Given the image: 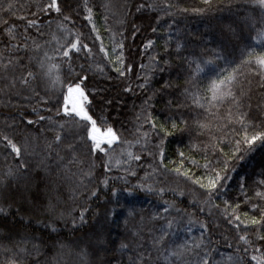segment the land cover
I'll use <instances>...</instances> for the list:
<instances>
[{
    "label": "trees",
    "instance_id": "trees-1",
    "mask_svg": "<svg viewBox=\"0 0 264 264\" xmlns=\"http://www.w3.org/2000/svg\"><path fill=\"white\" fill-rule=\"evenodd\" d=\"M39 2L40 0H0V5H2L0 20L6 19L11 25H15L17 34L21 38L25 35L29 37L27 41L29 50L17 53L24 65L28 64V57L35 54L31 50L33 38L40 44L52 40L53 33L61 41L64 39V34L57 29L56 21L61 18L57 17L56 13L50 16L33 17L32 13L37 11L36 4ZM77 2L80 5V15L72 13L74 23H69L67 26L73 33L83 35V42L88 43L92 48L94 57L86 59L84 53H73V67L77 72L80 71L81 64L87 67L89 63L99 62L104 67L103 73H87L89 79L85 82L86 91L92 101L90 114L94 118L106 119L108 124L113 126L114 130L124 139L134 140L137 115L142 116V122L143 116L150 113L157 123V128L162 125L172 132V135L164 138L166 157L164 164L167 166V171L161 169L158 174L143 180L145 173L152 171L149 165L153 164L152 157L144 154L141 161H134L131 164L136 171L135 176L127 175L125 169L129 165L123 163L119 167H114L109 173H105L103 167H97L92 177L85 179L84 185L78 186L77 181L80 179L81 168L86 172L91 159L85 155L87 148L81 139L87 135L84 130L85 122H80L79 128L70 123L66 124L63 132L65 138L61 143L53 144V150L49 153L47 145L54 140L56 131L48 130L49 121L39 120L41 115L55 117L58 107L55 100L59 95L60 85L56 86L55 91H46L44 85L40 84L37 88L39 95H34L30 90L22 89L19 85L16 89L9 90V94L0 92V130L4 129L5 122L15 123L16 128L9 130V134L14 135L18 143L24 142L27 138L30 145L29 154L25 156L28 173L19 180L8 178L5 174L10 167L15 170L20 161L14 160L12 156L6 158V154L0 150V178H3L7 185V188L0 185V193L8 191L15 193L17 188L21 191L27 188L28 193H31V195L26 193L23 201L18 194H14L11 200L5 202L6 207L9 203L12 205L13 213L19 208L20 215L8 216L7 219L0 218V249L7 247L14 250L17 247V241L22 236H34L41 238L44 242L41 245L39 264H81L76 255L78 249L74 245L69 244L61 249L55 242L59 240L68 243L101 227L111 239L119 242L121 238L119 234L125 230L124 216L118 220L114 217H109L107 221L105 219L106 214L117 207L116 199H119L121 203L127 202V207L135 209L136 216L134 219L129 218L128 228L136 225L141 216L144 217L147 228H159L165 225L166 221H152L151 217L154 213L162 211L164 201H169L175 204V208L182 210L181 214L178 215L173 210L170 215H164L178 222L183 217L182 222L171 230V238L178 243L198 242L201 237L198 223L204 222L209 226L208 236L212 241L211 245H208V240H205V245L217 249L213 252L214 264L216 262L226 264L229 255H239L235 251L239 241L237 231L226 224L220 215V209L224 207V200H228L233 205H240L237 214L242 219H245L244 213H248L249 218L253 215L259 218L261 211H264V198L256 196V192H264V183H261L264 181V141H257L249 146L243 142L244 133L239 130V124L233 123L231 126L224 127L223 119L209 118L205 121L206 113L192 106L191 98L185 95L184 90L190 86V77L195 70V64L189 67L183 57L188 52L195 51L201 60L213 61L204 67V71L196 80L199 88L203 90L217 77L221 69L227 66L224 60L214 59L213 52H220L227 60L234 61L229 71L240 65L242 60L248 59L249 50L252 51L253 57L264 54V40H253V37L257 35V30L243 22L245 16L260 18L261 10L258 7H251L250 0L248 3L246 0H213L212 8L203 13L193 11V9L207 7L202 0H167L174 7L166 11L160 10L166 0H87V6L93 8L92 23L96 27V31L93 32L92 24L84 19L87 15L84 0H77ZM9 3L14 7L5 12L3 9ZM106 3L108 4L107 9L103 7ZM140 3H154L159 7L155 11L145 9L137 12L136 8ZM237 3L246 4L239 13L236 10ZM230 4L231 8H229ZM182 9H187V11H181ZM168 12L171 14L169 15ZM65 14L68 12L66 11ZM20 16L26 19H18ZM27 19H36L40 24V32L35 28L26 31ZM49 20L53 21L50 26ZM158 20L159 23H157ZM153 28H156L155 32ZM97 35L100 40L96 39ZM113 37L117 44L123 42L124 64L131 66V71H126L123 77L113 70V65L105 60L103 53L99 51L102 41L109 53V59L115 61L121 54V50L117 48L115 53L112 52ZM4 39L7 38L4 37ZM68 39L74 40L75 37L69 36ZM149 41L153 43L150 47H146ZM177 43L186 45V49L179 54L176 52ZM3 47V44H0V49ZM54 47L53 42L52 48ZM49 51L52 54L51 49ZM153 56L157 57L158 63L151 59ZM8 75L10 80L13 73L10 72ZM15 75H20V68L16 69ZM60 75L63 89L66 91L67 83L72 78L67 72V64L64 65V71ZM145 78H147V87L142 89L138 85L145 83ZM166 84L170 86L165 87ZM6 85L7 81L0 80V89H5ZM262 85H264V80L259 74V68L254 59L250 67L241 66L240 83L237 88L242 87L246 94L244 108L251 114V119L246 123L255 125L249 128V137L256 131H264V126H261V120H264V86ZM128 87L132 90L125 91ZM202 94L210 95L203 91ZM26 96L29 99H25ZM150 96L152 97L151 107H148L144 101ZM42 98H48L52 103L45 105L41 103ZM59 99L62 105L63 97L59 96ZM48 108L52 111H47ZM227 109L228 105L225 104L220 108L219 115L225 116ZM28 119L36 123L26 125L22 122ZM56 119L57 122H63L62 118ZM173 120L176 122V128L172 127ZM183 121H187V127ZM197 121L210 123L211 131H205L203 135L197 136ZM149 129L150 125L146 124L145 130ZM158 135L163 134H153V140L156 142H158ZM217 140L223 143H217ZM236 140H241L238 151ZM69 144L75 145L76 153L83 161L82 166L68 164L73 155L68 149ZM132 150L137 153L141 151L139 146ZM116 151L118 153L119 148ZM181 152L184 153L183 158L180 156ZM60 157H63V160ZM121 159L123 160L124 157ZM182 160L183 165L181 166ZM209 160L218 171H221L227 163V175L232 177L226 182V191L223 196L215 201L220 205V209H213L212 215L208 214L207 209L201 213L198 204L190 203L194 197L203 201L204 196L198 195L202 190L185 179L183 175L173 171L174 168L179 167L181 172L187 171L194 179L204 177L207 173L203 166ZM97 163L99 164V161ZM72 173L77 175H72ZM119 176H125L128 183L112 179ZM105 178L109 179L107 188L101 183ZM142 182L145 185H152L155 189L164 187L165 194L161 197L137 188L135 195L129 197L124 191L125 188L131 191L133 186ZM242 183L243 191L241 190ZM112 189L117 190V198H113ZM93 190L97 192L95 197L90 196ZM179 192H183L184 195H178ZM74 194L75 198H73ZM33 197L44 206L51 202L55 206L54 210L49 214L45 212L44 207L33 208ZM254 204L258 205V208L253 209ZM82 210H87L85 212L87 223L83 226L78 224V230L73 231L72 220L74 217L78 218ZM189 214L197 221V224L191 226V232L188 231L189 225L187 224ZM20 216L24 217V224L15 222L20 219ZM29 219L32 221L31 224L27 223ZM50 223L54 224L57 232H50L45 227ZM247 235L253 244L247 246L246 259L248 264H255V261L250 260V256L264 257V241L256 240L254 227L247 230ZM225 237H227V242L232 244V248L226 246ZM27 247L29 251H33L32 243H29ZM208 247L205 250H208ZM240 247L245 246L241 244ZM255 247H261V252L257 253ZM127 254L131 255L129 252ZM34 256L33 251V255L26 257L23 264H35ZM101 256L105 261H111V264H119L118 252L114 251H110L107 255L102 253L91 255L89 257L91 264H101ZM11 258L12 252L4 253L0 250V264H9Z\"/></svg>",
    "mask_w": 264,
    "mask_h": 264
},
{
    "label": "snow or ice",
    "instance_id": "snow-or-ice-1",
    "mask_svg": "<svg viewBox=\"0 0 264 264\" xmlns=\"http://www.w3.org/2000/svg\"><path fill=\"white\" fill-rule=\"evenodd\" d=\"M206 8L193 9V11L198 13H203L208 9L212 8L213 0H202ZM248 3V0H246ZM245 3H237L236 10L241 12L245 8ZM250 6L255 8L258 7L261 10L260 18L255 16H245L243 22L250 28L257 30L256 37L253 40H264V0H250ZM2 7V5H0ZM14 7L13 4L9 3L3 10L5 12L10 11ZM105 9L108 8V4H104ZM158 5L154 3H140L136 11L142 12L145 9L155 11L158 9ZM174 7L173 4L165 2L160 10H168ZM232 5H229L231 8ZM84 8L87 15L84 17L90 24H92V31H96L95 24L92 23L93 20V8L87 6V0H84ZM36 12H33V17L38 15L50 16L52 13H56L57 17L61 18L56 21L57 29L59 32L64 34V39L61 41L55 33L52 34V40L45 41L44 44L38 43L34 38L32 39L31 50L35 53L28 57V64L24 65L22 58H20L17 53L29 50L28 39L29 37L25 35L20 37L17 34L16 26L11 25L8 20H0V44H3V49H0V80L7 81L5 89H0V92L9 94V90L16 89L19 85L22 89L30 90L34 95H39L37 88L40 84H43L46 91H55L56 86L60 85V92L55 100V104L58 106L53 116H39L40 121H49L50 131H56L54 140L47 145V150L49 153L53 150V144H59L65 138L63 135L66 124H72L75 127H80V122L84 123V130L86 131V137H81L84 146L87 148L86 156L91 157L88 163L87 171H81L79 173L80 179L77 181L78 186L84 185L85 179H90L94 174V170L97 167H103L105 173L112 171L114 167H119L122 163L129 165L125 169L127 175L135 176L136 171L131 167L132 162L141 161L143 155L147 154L152 157L153 164L149 165L152 169L151 172H146L143 180L151 178L153 175L158 174L161 169L167 171V166L164 164L165 151L164 142L165 137L172 135V132L168 131L162 125L157 128V123L151 117V114L143 116V121L141 122L142 116L140 114L136 117V127L134 133V140H126L121 135H119L113 128L109 125L106 119L94 118L91 112L90 105L92 103L88 92L86 91V81L89 79L87 73H103L104 67H102L99 62L95 64L89 63L87 67L83 64L80 65V71L77 72L76 68L73 67V53H84L86 54V59H93L94 54L92 48L89 47L88 43L83 42V35L73 33L70 28H68L69 23H74V16L80 15V5L77 0H40L36 4ZM68 14H65V12ZM181 11H187V9H182ZM170 15L171 13L168 12ZM18 19H26L23 16L18 17ZM52 20H49V26L52 24ZM159 23V20L157 21ZM26 31L28 29L35 28L40 32V24H38L36 19H27L25 25ZM153 32L156 28L152 29ZM41 35L43 33H40ZM69 36H74V40H69ZM4 37L7 39L5 40ZM97 40H100L99 35L96 36ZM23 40V42H21ZM53 42L55 47L52 48ZM152 41L148 42L146 47L152 45ZM113 48L112 52L115 53L117 48L121 50V54L116 58L115 61L109 59V53L106 50L103 42L101 41L100 53H103L104 59L108 60L110 64L113 65V70L120 76L126 75V71H131V66H125L124 59L122 55V49L124 47L123 42L118 44L113 37ZM49 49H51L52 54H50ZM186 49V45L177 43L176 52L179 54L182 50ZM167 51V47L165 49ZM7 54V55H6ZM248 59L241 61L240 65L234 68H229L234 63V61H229L225 56L221 55L220 52H213L214 59L224 60L227 65L225 68L221 69L219 74L215 79H213L210 84L203 90H201L196 83V80L200 73L204 71V67L213 63L212 60H201L195 51H190L183 59L187 62L188 66L191 67L195 64V70L190 77V86L185 88L186 97H190L192 100V106L203 110L206 113L204 117L205 121L209 118L213 120L223 119L225 121L224 127L231 126L233 123L240 125V131H243L244 135L242 137L243 142L249 146L255 144L257 141H264V131H256L250 137L248 131L250 127H255L254 124H247L246 121L251 119L250 111H246L244 108V97L245 93L241 88H237L240 83V69L241 66H251L253 59L255 64L259 68V74L264 80V54L253 57L251 50L247 53ZM153 61L157 62V57L153 56L151 58ZM167 63V61H165ZM67 64V72L71 78V81L67 83L66 91L63 89V83L61 81V72L64 71V65ZM143 67V65L141 66ZM20 68V75L16 76L15 71ZM163 71V69H161ZM13 73L12 78L9 80V73ZM83 73V74H81ZM170 85H165L169 87ZM264 86V85H262ZM140 88L147 87V78H145V83L138 85ZM195 89V91H193ZM131 87L125 88V91H131ZM203 92L210 93V95H203ZM59 96L63 97V104H60ZM29 99V97H24ZM152 97H148L144 104L151 107L150 101ZM41 103L47 105L52 103L48 98H42ZM225 104L228 105L227 114L223 117L219 115L220 108ZM250 108V105H249ZM215 109V111H213ZM35 111V110H34ZM47 111H52L48 108ZM56 118H62L63 122H57ZM99 121V123H98ZM22 122L26 125H32L36 123L35 121L28 119ZM187 127V121H183ZM150 125L149 130H145V125ZM175 120L172 121V127L176 128ZM261 126H264V120H261ZM16 128V124H8L5 122L4 129L0 130V150L7 156H12L14 160H19V164L16 169L13 170L11 167L6 172L5 176L8 178L19 180L27 175L28 164L25 160V156L29 154L30 145L28 139L25 138L24 142L18 143L14 135L9 134V130ZM196 132L197 136L203 135L205 131H211L210 123H204L197 121ZM235 131V129H234ZM154 133H162L163 135H158V142L153 140ZM217 143H223V141L217 140ZM241 140H236V149L239 150ZM116 147H113V146ZM139 146L141 151L139 153L134 152L132 149ZM196 147V146H194ZM215 147V145H213ZM119 148L117 153L116 149ZM69 151L73 153L71 159L68 161L69 165L80 164L83 165V161L80 159L79 155L76 153V147L74 144L68 145ZM207 152V149H205ZM102 154V155H101ZM235 154V153H234ZM57 155H59L57 153ZM214 155V153H213ZM180 156L183 158L184 153L181 152ZM121 157H124L122 160ZM63 160V157H60ZM99 161V164L97 163ZM115 161V163H113ZM192 163H196L192 161ZM183 165V160L181 161V166ZM206 170V175L204 177L193 178L189 175L187 171L181 172V169L174 168L179 175H183L185 179L191 181L192 184L198 186L202 190L198 195L204 196L203 201H199L194 197V200L190 203H196L199 205V210L203 213L206 209L208 214L212 215L213 209H220V205L215 203L217 199H220L224 192L226 191V182L232 179L231 176L227 175L228 167L225 163L224 168L221 171L216 170L212 161L209 160L204 166ZM223 172V174H222ZM72 175H77L72 173ZM112 179H119L125 184L128 183L125 176L113 177ZM101 183L107 188L109 185V179L105 178ZM264 183V181H261ZM0 185L7 188L5 180L0 178ZM140 189L141 191H147L149 193L158 194L163 197L166 189L161 187L155 189L152 185H145V183H140L133 186V190L127 188L124 191L129 197L135 195V189ZM175 191L174 189H171ZM241 190L243 191V183L241 184ZM26 193L28 189L25 188L21 191L19 188L15 190V193L8 191L5 193H0V218L7 219L8 216H18L20 215V209L17 208L16 212H12V205L9 203L7 207L5 202L12 199L14 194H18L19 198L23 201L26 198ZM31 195V193H28ZM178 195L183 196V192H179ZM91 197L97 196V192L93 190L90 194ZM113 198H117V190L112 189ZM257 197L264 198V192H256ZM75 198V194L73 195ZM224 207L220 209V215L227 225L234 228L238 233V245L235 251L239 255L232 256L229 255L226 260V264H248L246 257L248 256V247L253 244V241L249 239L247 235V230L250 227H254L256 231V240L264 241V211H261L260 217L257 218L255 215L248 217V213H244L245 219H242L238 215L240 209L239 204H231L228 200H224ZM127 202L121 203L119 199H116L117 207H114L110 212L106 214V221L109 217H114L118 220L121 216H124V226L125 230L120 235L119 242L117 240L111 239L109 234L105 232L104 228L101 227L97 230L92 231L89 234L75 238L70 242L66 243L64 241H56L55 243L61 248L69 246V244L74 245L76 249V255L79 257L81 264H91L89 257L91 255H96L97 253H102L107 255L110 251L119 252L121 254L125 252L131 253L128 257L127 264H214L213 252L217 249L210 248L212 241L210 240L209 226L204 222H199L198 227L201 229V237L198 242H193L189 244L187 241L184 243H178L173 240L172 229L174 226H178L182 222L176 221L175 219H168V216L164 214H169L171 211L175 210L177 214H181L180 209L175 208V204L169 201H164V206L162 211L156 212L152 215L151 220H165L166 224L159 228H147L145 224L144 217L141 216L139 222L132 228H128L129 218L134 219L136 212L134 208L127 207ZM33 208L44 207L45 212L51 213L54 210V205L49 202L47 206L41 205L39 201L33 197ZM253 209L258 208V205L254 204ZM87 210H82L79 217H74L72 220L73 231L78 230L79 226H83L86 221L85 212ZM126 212V215H125ZM61 215H63L61 213ZM16 223L24 224L25 220L23 216L15 221ZM28 224L32 221L29 219ZM187 224L189 225L188 231L191 232V226L197 224V221L192 219L189 214L187 219ZM243 226V227H241ZM45 227L50 232H57V228L54 224H46ZM146 232V235H145ZM244 232L245 234H240ZM205 240H208V245H205ZM39 241V243H35ZM226 246L232 248V244L227 242V237H225ZM32 243V249L35 253L33 259L35 264H39V255L41 250V245L44 243L39 237H24L22 236L19 241H17V247L13 250L7 247H3L4 253L12 252V258L9 264H23L24 259L28 256L33 255V251H29L27 245ZM245 247L241 248L240 245ZM208 247V250L205 248ZM257 253L261 252V247H255ZM251 261H255V264H264V257H258L256 255L250 256ZM101 264H111V261H105L103 256L100 257ZM120 264H123V259L121 258ZM219 264V262H216Z\"/></svg>",
    "mask_w": 264,
    "mask_h": 264
},
{
    "label": "rangeland",
    "instance_id": "rangeland-1",
    "mask_svg": "<svg viewBox=\"0 0 264 264\" xmlns=\"http://www.w3.org/2000/svg\"><path fill=\"white\" fill-rule=\"evenodd\" d=\"M129 256L130 255H128L127 252H125L123 254H121V253L118 252V261H119V264H120L121 258L123 259V264H127L128 257ZM162 264H163V262H162Z\"/></svg>",
    "mask_w": 264,
    "mask_h": 264
}]
</instances>
